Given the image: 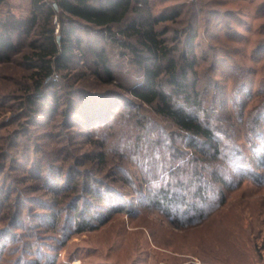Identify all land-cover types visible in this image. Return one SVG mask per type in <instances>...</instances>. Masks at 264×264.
Returning <instances> with one entry per match:
<instances>
[{
  "label": "trees",
  "instance_id": "16d2710c",
  "mask_svg": "<svg viewBox=\"0 0 264 264\" xmlns=\"http://www.w3.org/2000/svg\"><path fill=\"white\" fill-rule=\"evenodd\" d=\"M154 1L30 0L18 14L10 0H0V114L10 110L0 118V264H45L46 234L62 244L71 232L96 228L125 207L122 186L105 181L112 176L130 180L125 154L119 151L113 158L111 142L93 137L96 128L112 125L117 105L127 106L120 114L132 116L135 125L138 109L149 108L171 124L172 132L179 130L195 152L209 154L213 163L218 154H231L237 166L264 182V68L259 99L250 107L248 68L242 70L241 84L235 81L232 96L221 86L207 103L197 69L196 23L215 11L202 0L158 10ZM258 4L264 11V0ZM183 18L181 33L182 27L171 22ZM252 52H264V38ZM124 66L132 75L124 76ZM101 80L106 85L93 89ZM110 83L120 89L107 87ZM237 91L242 99L234 97ZM229 110L242 131L238 149L221 137L229 127L236 131ZM221 122L228 127L222 129ZM75 134L89 137L91 149L74 152L72 141L64 139ZM50 140L60 143L50 148ZM82 159L87 167H81ZM160 190L170 204L173 192ZM158 194L149 196L162 209Z\"/></svg>",
  "mask_w": 264,
  "mask_h": 264
},
{
  "label": "rangeland",
  "instance_id": "374dc122",
  "mask_svg": "<svg viewBox=\"0 0 264 264\" xmlns=\"http://www.w3.org/2000/svg\"><path fill=\"white\" fill-rule=\"evenodd\" d=\"M29 1L10 0L18 14L28 7ZM188 1L192 0L154 2L158 10ZM259 1L202 0L208 11H215L212 16H200L196 23V40L201 45L195 50L197 69L200 88L207 90L203 94L207 103H211V94L221 86L227 96L229 92L232 96L236 92L235 81L238 79L237 85L241 84L242 70L247 68L252 70L249 74L252 84L246 108L258 101L256 90L263 76L264 52L254 56L252 51L264 38L261 28L264 11ZM186 19L171 23L182 27V33ZM81 67L89 68L85 63ZM129 70L124 66L125 77L132 75L130 67ZM211 78L218 84H213ZM105 85L101 80L93 89H102ZM107 87L120 89L114 83ZM237 92L234 97L242 99ZM116 101L119 100H113L120 103ZM227 103L230 106V101ZM126 107L112 108L115 111L109 118L112 125L99 127L101 124L97 123L90 128L99 127L93 131V137H105L111 142L110 156L118 158L119 151L125 154L130 180L113 176L105 180L122 186L125 207L115 210L96 228L71 232L62 244L46 234L49 244L43 247V253L49 255L45 264H264V182L256 180L247 167L237 166L231 154H218L215 165L209 154L195 152L187 146V139H181L179 130L172 132L171 124L154 117L147 107L138 109L135 116L138 122L133 124L132 116L129 119L125 113L120 114ZM8 113L10 110L0 114V118ZM230 115L236 131L221 122L222 129L227 128L221 137L226 146L238 149L235 146L243 143L242 131L236 115ZM171 132L173 135H169ZM69 140L74 152L91 149L89 137L75 134L64 139ZM50 141V148L60 143ZM201 159H209V164ZM82 161L81 167H87L89 162ZM108 168L97 170L98 175ZM212 168L216 169L215 173L211 172ZM240 174H243L241 179ZM238 179L237 185L229 186ZM160 189L173 192L170 204ZM150 192H159L156 198L159 197V204L165 205L162 209L152 202ZM57 236H62V232Z\"/></svg>",
  "mask_w": 264,
  "mask_h": 264
}]
</instances>
